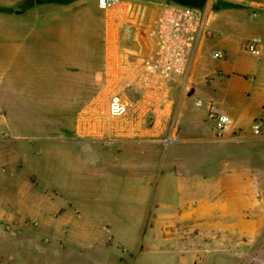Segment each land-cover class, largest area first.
Masks as SVG:
<instances>
[{"label":"crops","instance_id":"obj_1","mask_svg":"<svg viewBox=\"0 0 264 264\" xmlns=\"http://www.w3.org/2000/svg\"><path fill=\"white\" fill-rule=\"evenodd\" d=\"M173 2L196 9L205 6L204 0ZM246 2L253 9L211 10V27L221 35L200 42L186 87L148 98L136 88L124 89L121 96L133 99L136 108L124 120L129 140L115 141L161 147L159 172L149 165L143 172H130L133 178L127 185L75 186L70 190L74 195L61 203L40 202L39 212L33 201L32 216L18 204L17 224L32 218L42 230L32 237L23 233L0 264H199L202 240L214 241L218 235L226 241L247 240L250 224H264L263 213L249 215L250 210L264 208V51L256 59L241 49L249 35L264 39V0ZM141 10L134 38L121 41L115 58L109 61L103 47L98 71L103 93L105 84L120 81L126 59L136 63V59L153 56L151 26L145 24L146 9ZM159 12L151 16L154 22ZM216 51L224 54L222 60L210 58ZM197 98L229 117L227 140L216 138L208 111L194 105ZM172 115L173 141L165 145ZM254 122L260 124L258 137L251 132ZM142 153L145 161L156 160L150 150L137 151L134 160ZM153 208L161 210L169 230L177 225L178 231L162 232L156 238L144 233L148 210ZM153 240L160 241L157 250L150 249ZM169 241L187 242L188 247L170 244V249Z\"/></svg>","mask_w":264,"mask_h":264},{"label":"rangeland","instance_id":"obj_2","mask_svg":"<svg viewBox=\"0 0 264 264\" xmlns=\"http://www.w3.org/2000/svg\"><path fill=\"white\" fill-rule=\"evenodd\" d=\"M131 1L146 9V27L153 25L158 9L175 3ZM61 2L0 0V263L23 233L32 237L42 230L32 218L17 224L18 204L32 216L40 202L61 203L74 195L70 190L75 186L127 185L134 169L161 168V147L115 141L129 140L125 118L113 119L101 111L111 98L101 92L98 75L109 30L116 33L108 23L109 12L98 9L97 0ZM230 7L253 9L246 0H213L208 11ZM122 99H114L113 111ZM166 131L170 133V127ZM139 150L154 152L156 160L149 163L142 153L135 161ZM33 201L38 203L35 211ZM148 211L144 233L156 238L180 228L169 230L161 210ZM262 213L264 208L249 215ZM248 232L247 240L226 241L220 235L214 241L202 240L199 264H264V224H250ZM159 244L151 241L150 249L157 250ZM170 244L188 247L182 241H169L171 249Z\"/></svg>","mask_w":264,"mask_h":264},{"label":"built area","instance_id":"obj_3","mask_svg":"<svg viewBox=\"0 0 264 264\" xmlns=\"http://www.w3.org/2000/svg\"><path fill=\"white\" fill-rule=\"evenodd\" d=\"M204 1L205 6L201 9L177 4H167L160 9L157 20L149 29L155 44L152 58H139L136 59V63L126 59L124 64H121L123 68L117 85L120 84L123 88L118 89V86L112 83L105 84L104 94L111 98L106 107L102 106V112L111 113L113 118H130L136 108L133 99L123 97L121 106L117 108L114 106L115 112L113 111L114 99L122 95L126 88H136L142 97L148 98L151 95L156 97L166 95L171 88L183 89L187 86L200 42L204 39L219 38L221 35L212 29L209 20L208 4L213 0ZM97 7L101 11L109 12L108 23L111 24V28L113 26L116 28L115 35L109 30L110 34L105 43L110 61L115 58L116 49L121 41L133 39L136 31L134 23L139 24L143 12L131 0H97ZM241 49L246 55L259 59L264 51V39L256 36L244 40ZM210 58L219 61L224 58V54L216 51L210 55ZM119 65L120 62L117 66ZM129 77L132 78L130 82L127 80ZM194 105L206 108L214 123L216 138L227 140L226 133L231 124L229 117L202 98H197ZM173 128L172 120L171 132L163 140L165 145L173 141ZM260 131V124L254 122L251 126L252 135L258 137Z\"/></svg>","mask_w":264,"mask_h":264},{"label":"trees","instance_id":"obj_4","mask_svg":"<svg viewBox=\"0 0 264 264\" xmlns=\"http://www.w3.org/2000/svg\"><path fill=\"white\" fill-rule=\"evenodd\" d=\"M172 1H176V2H177L178 0H172ZM56 2H57V3H63V2H61V0H56ZM28 7H29V6H28Z\"/></svg>","mask_w":264,"mask_h":264}]
</instances>
